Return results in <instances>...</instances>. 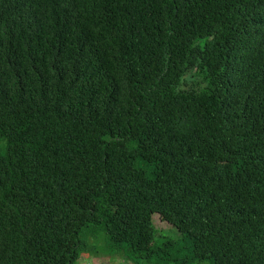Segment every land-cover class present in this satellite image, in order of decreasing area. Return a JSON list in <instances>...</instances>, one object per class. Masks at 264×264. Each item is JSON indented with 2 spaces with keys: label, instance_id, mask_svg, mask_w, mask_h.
Instances as JSON below:
<instances>
[{
  "label": "trees",
  "instance_id": "obj_1",
  "mask_svg": "<svg viewBox=\"0 0 264 264\" xmlns=\"http://www.w3.org/2000/svg\"><path fill=\"white\" fill-rule=\"evenodd\" d=\"M170 228L264 264V0H0V264Z\"/></svg>",
  "mask_w": 264,
  "mask_h": 264
},
{
  "label": "rangeland",
  "instance_id": "obj_2",
  "mask_svg": "<svg viewBox=\"0 0 264 264\" xmlns=\"http://www.w3.org/2000/svg\"><path fill=\"white\" fill-rule=\"evenodd\" d=\"M154 224L156 227H164L157 218H154ZM180 238L179 233L174 228L160 230L154 235L153 243L161 245L163 250L168 251L167 255L159 252L161 256H166L167 260L157 262L155 258H133L126 254L124 247L111 253L102 235L99 234L95 241L87 243L89 250L79 255L75 264H212L209 259L197 261L184 248L180 252L174 253L172 247H177L179 244L183 245ZM165 240L166 242L160 244Z\"/></svg>",
  "mask_w": 264,
  "mask_h": 264
}]
</instances>
